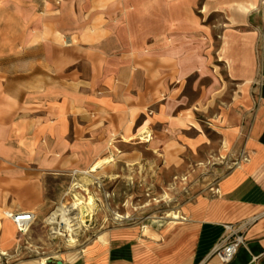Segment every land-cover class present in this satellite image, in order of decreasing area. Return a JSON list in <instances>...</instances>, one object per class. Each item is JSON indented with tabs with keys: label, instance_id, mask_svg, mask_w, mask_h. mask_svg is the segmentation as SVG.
<instances>
[{
	"label": "crops",
	"instance_id": "0c3cea01",
	"mask_svg": "<svg viewBox=\"0 0 264 264\" xmlns=\"http://www.w3.org/2000/svg\"><path fill=\"white\" fill-rule=\"evenodd\" d=\"M0 65V264H264V0H0ZM109 148L130 166L252 167L173 237L121 230L88 255L26 257L47 180ZM6 211L34 213L30 234ZM227 224L245 244L225 263Z\"/></svg>",
	"mask_w": 264,
	"mask_h": 264
},
{
	"label": "rangeland",
	"instance_id": "374dc122",
	"mask_svg": "<svg viewBox=\"0 0 264 264\" xmlns=\"http://www.w3.org/2000/svg\"><path fill=\"white\" fill-rule=\"evenodd\" d=\"M254 99V107L257 110L260 103L256 94ZM212 138L218 140L217 136ZM250 144L252 147L249 156L252 158L255 156L253 151L257 152L258 149L252 143V139ZM213 159L215 163L203 171V164L207 161L192 163L183 170L165 167L156 160H149L146 166L143 164L130 166L114 155L111 164L89 176L87 186L76 184L73 187L77 182L75 174L49 178L46 185L50 203L48 213L45 222L38 226L34 237L30 239L31 250H28L25 256L43 261L47 258L52 260L67 258L68 254H77L83 248L94 244L99 237L102 236L108 241L114 233L121 230L138 232L143 245L153 243L149 238L155 241L156 237L153 234H160L163 231H167L171 237L175 236V233L193 218L195 208L205 199L222 196L223 185L231 182L233 178L241 179L240 176H233L235 171L241 170L243 165L247 168L252 167L251 159H221L219 155ZM192 170L195 171L194 176L178 195H174L173 199L167 202H156L163 197L166 188L177 182V178L190 175ZM254 179L256 178L251 176L247 184ZM72 190L92 199V211L84 204L78 209L80 216L85 220L81 222L82 230L75 242L68 241L64 236L53 235L52 225L47 222V218L60 203L68 205L73 203L75 199L71 194ZM171 212H180L183 218L174 219L170 215ZM25 234L30 233L28 231ZM156 241L160 242V238ZM154 246L157 247L156 244Z\"/></svg>",
	"mask_w": 264,
	"mask_h": 264
},
{
	"label": "bare ground",
	"instance_id": "6f19581e",
	"mask_svg": "<svg viewBox=\"0 0 264 264\" xmlns=\"http://www.w3.org/2000/svg\"><path fill=\"white\" fill-rule=\"evenodd\" d=\"M73 42H76V40H73ZM147 135H149V133L141 134V136L144 137H147ZM113 160H114V154L112 150L109 148L86 171L75 173V179L77 182L73 184V187H75L76 184L81 186H87L90 181L89 176H93V173L111 164ZM214 163H215L214 159H211L206 164H203V171L207 170L208 167ZM194 173L195 171L192 170V173L190 175L183 178H177V182H175L173 186L166 188L163 197L161 199H157L156 202L161 203L172 200L174 195H178L181 192V190L186 187V185L190 182L191 178L194 176L193 175ZM71 194L75 199L73 203L70 205L65 203H60L57 206V208L53 211V213L47 218V222L52 225L51 230L53 235L64 236L68 239V241L75 242L82 230L81 222L85 220L84 217L80 216L78 209L84 204L87 205L91 210L92 199L91 197L85 198L83 195L73 190ZM146 205H150V204H146ZM135 209L138 208L135 207ZM170 215L174 219L183 218L180 212H171ZM104 244H105L104 238L102 236L99 237L94 244H92L85 250L86 255L90 254L91 251H95L103 247Z\"/></svg>",
	"mask_w": 264,
	"mask_h": 264
},
{
	"label": "built area",
	"instance_id": "2783aa9c",
	"mask_svg": "<svg viewBox=\"0 0 264 264\" xmlns=\"http://www.w3.org/2000/svg\"><path fill=\"white\" fill-rule=\"evenodd\" d=\"M5 215L13 219L18 231L22 234L27 233L31 229L36 219L35 214L32 212H21L14 214L10 211H6ZM244 244L245 235L240 226L227 224L225 225V233L222 236L220 242L215 247L214 253L220 255L222 260L227 263L236 256L240 247Z\"/></svg>",
	"mask_w": 264,
	"mask_h": 264
},
{
	"label": "water",
	"instance_id": "95a60500",
	"mask_svg": "<svg viewBox=\"0 0 264 264\" xmlns=\"http://www.w3.org/2000/svg\"><path fill=\"white\" fill-rule=\"evenodd\" d=\"M58 264H63V262L62 261H58Z\"/></svg>",
	"mask_w": 264,
	"mask_h": 264
}]
</instances>
